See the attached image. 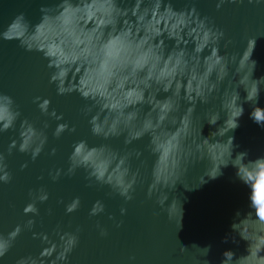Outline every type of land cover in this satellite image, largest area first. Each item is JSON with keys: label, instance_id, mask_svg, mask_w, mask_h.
Returning a JSON list of instances; mask_svg holds the SVG:
<instances>
[{"label": "clouds", "instance_id": "1", "mask_svg": "<svg viewBox=\"0 0 264 264\" xmlns=\"http://www.w3.org/2000/svg\"><path fill=\"white\" fill-rule=\"evenodd\" d=\"M227 2L243 3V0ZM253 2L248 0L249 4ZM224 3L225 0H217L215 7L220 9ZM40 12L41 18L34 25L23 12L18 13L0 32V37L17 40L26 51L42 53L47 67L52 69L49 83L55 84L58 95L77 92L91 101L82 111L87 115L95 109L88 121L94 136L107 139L125 134V145L146 134L149 136L148 148L155 159L147 195L158 193L156 203L161 209H165L168 199L164 189L174 188L189 163L207 159L211 166L204 175L209 179L222 175L221 168L231 164L236 169V177L250 189V210L243 215L240 210L236 211L231 231L222 240L238 244L239 237L246 242V254L236 256L233 251L225 250L220 264H264V155L248 159V152L241 151L233 158V150L238 147L233 143L234 137L219 139L239 127L245 103L251 105L250 119L264 128V107L258 106L264 75L253 78L257 62L251 58L256 38L247 39L239 58L235 52L221 54L219 43L225 36L224 30L216 27L210 17H201L194 3L175 9L171 0H59L53 5L41 4ZM231 42L226 40L224 47ZM230 65L235 67L230 69ZM226 78L227 84L221 90ZM240 89L246 93L243 99ZM215 93L220 94L223 124L217 126L221 119L219 111L206 110L205 121L217 127L203 136V126L198 131L193 126V112L197 101L207 104L210 98L216 99ZM182 101L187 107L177 116ZM33 103L43 115L62 120V113L57 114L54 108L49 111V99L35 96ZM20 116L14 99L0 93V132L15 128ZM42 123V128H36L27 118L20 121L17 150L30 153L32 160L47 142L44 129L49 124L47 120ZM65 130L75 131V126L58 123L53 136L59 138ZM72 147L65 175L72 176L82 168L88 186L108 185L111 192L107 195L118 193L125 201L133 199L139 169L131 171L128 162L132 155L139 157V151L120 154L107 144L89 146L83 139ZM13 148H17L15 139L8 145L7 155L12 154ZM55 151L53 148L51 154ZM6 160V155L0 152V182L5 184L12 179ZM20 167H27V163ZM60 175L59 168L49 171L53 181ZM204 182L202 176L200 183ZM28 196L30 202L24 206L23 213L39 216L37 202L47 201L48 192L43 186L30 188ZM79 207L80 198L76 196L65 205V211L72 213ZM175 207L174 200L167 205L169 218ZM104 208L101 200H96L89 216L104 212ZM125 212L121 207V215ZM179 213L181 218V208ZM109 219L113 217L109 215ZM34 223L29 218L23 228L17 224L7 235L0 234V257L5 256L21 231L31 230ZM122 223L116 221V226ZM96 227L101 236L107 235L99 222ZM54 231L59 243L50 240L47 233L32 232L33 238L38 236L48 246L38 256L20 257L15 264H45L44 258L53 254L54 258L47 264H66L68 254L78 244L80 228L62 232L58 226ZM201 249L202 255L207 256L211 245ZM184 250L182 245L181 252ZM200 264L210 262L205 259Z\"/></svg>", "mask_w": 264, "mask_h": 264}, {"label": "water", "instance_id": "2", "mask_svg": "<svg viewBox=\"0 0 264 264\" xmlns=\"http://www.w3.org/2000/svg\"><path fill=\"white\" fill-rule=\"evenodd\" d=\"M59 0H0V32L6 29L13 18L23 12L32 25L41 18V4L53 5ZM175 9H181L195 4L200 16L210 17L212 23L224 30L225 36L219 43L221 54L225 52L242 53L248 38H256L252 59L257 62L253 78L264 75V0L249 4L225 3L220 9L215 7L217 0H171ZM226 40L232 42L224 47ZM171 43V42H167ZM191 47V45H189ZM235 65H230V69ZM52 69L47 67V60L42 53L26 51L19 46L17 40H4L0 37V93L10 95L19 108L21 116L15 122V128L0 132V152L7 157L8 171L12 175L9 183L0 182V234L7 235L17 224L23 228L24 222L32 218L35 223L31 230L23 229L13 241L11 248L4 257H0V264H15L20 257L38 256L42 248L48 244L38 236L33 238L32 232L47 233L50 240L59 243L55 229L75 232L79 226L78 244L68 254L66 264H200L205 259L210 264H220L225 250L233 251L236 256L246 254V242L239 240L238 244L229 240L224 243L222 238L231 231L235 213L240 210L243 215L249 211L250 189L236 177V169L229 164L222 167V175L216 179H209L204 175L210 168L207 159L197 160L187 165L180 180L174 188H165L168 199L165 209L156 203L158 193L151 197L147 195L148 186L152 181V165L155 159L149 151V136L146 134L138 140L125 145L124 136L109 137L107 139L94 136L88 123L93 112L84 114L82 109L91 101L82 98L79 93L58 95L54 83H49ZM231 77V71L229 78ZM227 79L221 85L223 90ZM241 99L246 95L240 89ZM216 99H209V103L201 104L197 101L193 112V126L197 131L202 128V135L208 136L215 131L224 120V112L220 110L219 93ZM40 96L50 101L49 111L53 108L57 114H63L60 121L43 115L33 97ZM258 106L264 107V89L261 90ZM187 107L181 102L177 116ZM244 114L239 118V127L229 131L225 137L233 136L235 145L233 158L237 152L247 151L248 159H255L264 155V128L253 122L249 117L251 105L245 103ZM219 111L221 119L217 126L208 125L204 119L206 110ZM146 110V106H145ZM27 118L36 128L43 127V121H48V128L44 129L47 142L35 160L30 153L19 152L20 121ZM68 123L75 126V131L65 130L59 138L53 136L58 123ZM15 139L17 148L7 155L10 142ZM85 140L89 146L107 144L120 154L139 151V157L129 158L131 171L139 169V176L133 199L125 201L118 193H112L108 185L93 183L89 185L86 172L78 168L72 176L64 173L68 167V156L73 150V144ZM55 148V154L51 150ZM27 167L21 169L22 163ZM61 169L60 177L53 181L49 171ZM203 176L205 182H201ZM43 186L49 194L47 201L37 202L39 216L24 214V206L30 202L28 190ZM78 196L80 207L72 213H66L65 205ZM104 204V212L96 216H89V210L96 200ZM176 202L172 217L169 218L166 208L172 201ZM63 201V202H59ZM126 212L121 215L120 208ZM179 208L182 209L180 218ZM51 209V212L48 211ZM109 215L113 219H109ZM116 221H123L119 227ZM180 221V222H179ZM97 222L106 229L107 235L101 236L96 227ZM185 250L181 252V247ZM211 245L207 256L202 255V249ZM45 259V264L48 260ZM135 257V259H129Z\"/></svg>", "mask_w": 264, "mask_h": 264}]
</instances>
